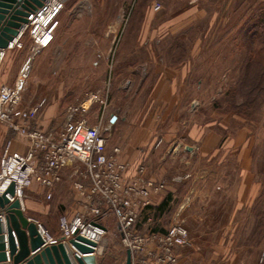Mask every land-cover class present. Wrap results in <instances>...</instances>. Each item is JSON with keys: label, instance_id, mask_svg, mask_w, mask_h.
Listing matches in <instances>:
<instances>
[{"label": "rangeland", "instance_id": "obj_1", "mask_svg": "<svg viewBox=\"0 0 264 264\" xmlns=\"http://www.w3.org/2000/svg\"><path fill=\"white\" fill-rule=\"evenodd\" d=\"M22 36L21 53L30 60L21 106L44 101L34 123L56 108L50 126L68 105L98 90L107 94L106 122L136 110L149 98L157 61L185 66L168 123L178 138L167 161L174 178L164 181L175 195L155 224L163 234L182 222L188 237L175 247V261L165 264H264V0H67L49 46L32 55L28 31ZM138 63L149 79L130 106L128 72ZM100 111L96 103L88 117ZM9 129L0 122V154ZM190 131L218 134L220 147L200 153ZM29 199L45 211L27 208ZM23 200L24 214L54 237L59 217L81 207L67 179L50 199L28 187ZM137 224V233H152ZM107 226L98 264H124L127 249L112 212Z\"/></svg>", "mask_w": 264, "mask_h": 264}, {"label": "built area", "instance_id": "obj_2", "mask_svg": "<svg viewBox=\"0 0 264 264\" xmlns=\"http://www.w3.org/2000/svg\"><path fill=\"white\" fill-rule=\"evenodd\" d=\"M66 1L43 0L40 7L31 11L18 35L5 48L0 47V66L8 49L21 47L19 38L25 30L32 42V55L49 46L54 38L55 18ZM29 60L22 64L13 85L0 86V122L29 144L28 150L21 153L11 150L7 142L1 152L0 186L5 191L11 183L14 184L12 196L7 194L9 200L18 199L24 210V192L33 183L44 188L45 197L50 199L62 170L67 169L81 207L70 217L66 214L59 217L60 234L55 237L41 223L33 221L45 245L67 241L76 233L95 243L84 244L93 249L88 254L97 256L106 233L98 217L103 215L105 208L117 219L123 244L131 251V264L174 262L175 247L187 242L188 232L182 222L176 221L163 234L143 235L134 229L139 213L151 204V195L162 191L165 184L146 178L143 165H138L132 175H127L130 163L117 157L118 146L113 147L111 153L106 152L105 133L111 124L110 120L108 126L104 124L106 92H90L82 100L68 105L60 128L42 130L33 126L31 120L44 101L20 107ZM96 103L101 105L102 111L92 124L88 113ZM74 251L82 256L76 249Z\"/></svg>", "mask_w": 264, "mask_h": 264}, {"label": "crops", "instance_id": "obj_3", "mask_svg": "<svg viewBox=\"0 0 264 264\" xmlns=\"http://www.w3.org/2000/svg\"><path fill=\"white\" fill-rule=\"evenodd\" d=\"M22 37L23 36H20L19 38L21 44H23ZM21 49L22 45L21 47L14 46L7 50L5 59L0 66V86L2 84L13 85L15 82L19 70L28 56V53H21ZM144 63L147 64L146 61H144ZM138 66L140 67L131 68L128 72L127 81H130L132 86H134V91L131 95H129L130 92L128 91H126L125 94L126 97H129L128 105L130 106L133 104L135 105L140 95L141 90L139 88L142 86L140 85L141 82L144 84L149 79L147 75L149 72L146 68H141V63H138ZM184 70L185 66L180 70L177 65L175 66L166 64L163 61H157L150 93L148 95L149 98L142 103V107L139 106L138 109H132V111L128 108L127 111L121 114H113L116 115L117 118L114 122H111L109 126L107 124L110 118L107 122L104 120V124L108 126V130L105 133L107 137L106 152L111 153L113 147H119L120 151L117 157L120 160H126L130 163L127 175H132L136 171L138 165H143V174L146 178L162 181L164 184H166L164 179L173 180L174 175L172 167L167 164V161L176 153L174 142H176L178 137L177 131L173 130L172 125L168 123L172 120L171 116L179 100L176 90L180 82V71L183 75L181 80L185 77ZM148 105L149 107H147ZM20 107L26 106H21L20 102ZM55 109L56 108L53 106L48 107L44 112L43 119L34 123V117L31 120V124L42 130L60 128L64 121L65 114L62 116V120L60 119L57 121V124L54 126L49 125V120L53 116ZM88 120L92 124L96 121L95 118L89 117ZM187 136L193 140L198 139L197 141H199V143L197 148L202 154L216 151L220 147L222 141V138L214 132L190 131L187 133ZM1 138H6V140H8L9 147L13 151L25 153L29 148L28 142L24 138L19 137L11 129L4 131ZM185 150L189 151L190 149L185 148ZM67 173V169L62 170L59 182L65 179L69 180ZM58 183L52 189L56 188ZM35 184L37 183H33L29 186L32 191H38L40 194L45 193L44 188L38 184L36 186ZM169 186L170 185H165L164 190L151 195V204L148 208H144L138 215V228L149 227L148 230L152 233H160L161 230L157 228V224H155L156 217L160 213L162 205L175 195ZM25 201H27V208L33 207L35 211H45L44 206L37 201H32V199ZM103 210L104 213L100 218V222L105 226L107 232L109 211L105 208ZM65 214L70 217L73 212Z\"/></svg>", "mask_w": 264, "mask_h": 264}, {"label": "water", "instance_id": "obj_4", "mask_svg": "<svg viewBox=\"0 0 264 264\" xmlns=\"http://www.w3.org/2000/svg\"><path fill=\"white\" fill-rule=\"evenodd\" d=\"M43 0H0V47L5 48L27 22L28 14L42 5ZM116 115L110 117L114 122ZM14 184L0 195V264H98L93 249L84 243L94 242L74 234L73 238L45 245L36 224L20 208L19 200L10 201ZM3 221L5 226H3ZM73 246L82 256H78ZM8 253V254H7ZM9 257V260H8ZM124 264H131V251L126 250Z\"/></svg>", "mask_w": 264, "mask_h": 264}, {"label": "bare ground", "instance_id": "obj_5", "mask_svg": "<svg viewBox=\"0 0 264 264\" xmlns=\"http://www.w3.org/2000/svg\"><path fill=\"white\" fill-rule=\"evenodd\" d=\"M28 69H29V62H28ZM7 191V189L5 190V191H3L2 190V186H0V195L1 194H3L4 192H6ZM7 194H9V197H11L12 195L9 193V192H7L6 193V196H7ZM9 197L7 196V198L9 199ZM20 204V203H19ZM21 208V207H20ZM3 226H5V222L3 221ZM71 248H72V250L74 251V247L73 246H71ZM75 252V251H74ZM76 253V252H75ZM8 254V253H7ZM86 254H88V253H86ZM8 260H9V257H8Z\"/></svg>", "mask_w": 264, "mask_h": 264}, {"label": "trees", "instance_id": "obj_6", "mask_svg": "<svg viewBox=\"0 0 264 264\" xmlns=\"http://www.w3.org/2000/svg\"><path fill=\"white\" fill-rule=\"evenodd\" d=\"M145 208H148V206H146ZM102 216L98 217V219H100ZM59 235V234H58Z\"/></svg>", "mask_w": 264, "mask_h": 264}]
</instances>
